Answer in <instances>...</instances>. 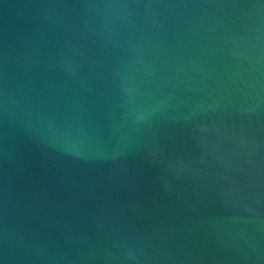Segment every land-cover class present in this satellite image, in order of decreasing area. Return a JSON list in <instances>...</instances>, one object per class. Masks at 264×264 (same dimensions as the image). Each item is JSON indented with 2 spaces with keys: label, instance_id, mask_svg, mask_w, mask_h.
<instances>
[{
  "label": "water",
  "instance_id": "95a60500",
  "mask_svg": "<svg viewBox=\"0 0 264 264\" xmlns=\"http://www.w3.org/2000/svg\"><path fill=\"white\" fill-rule=\"evenodd\" d=\"M0 264H264V0H0Z\"/></svg>",
  "mask_w": 264,
  "mask_h": 264
}]
</instances>
